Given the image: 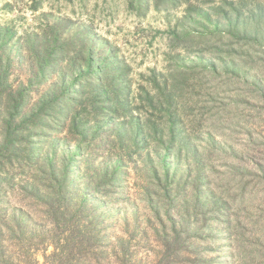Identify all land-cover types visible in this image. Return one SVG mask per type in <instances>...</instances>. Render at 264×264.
I'll return each mask as SVG.
<instances>
[{
  "label": "trees",
  "instance_id": "16d2710c",
  "mask_svg": "<svg viewBox=\"0 0 264 264\" xmlns=\"http://www.w3.org/2000/svg\"><path fill=\"white\" fill-rule=\"evenodd\" d=\"M128 4L141 16L186 5L166 71L135 89L90 33L19 36L0 21V264H41L39 253L45 264H143L147 229L160 262L217 264L219 243L231 264H264V239H239L264 212V0ZM18 60L30 75L15 83ZM108 130L94 165L82 150Z\"/></svg>",
  "mask_w": 264,
  "mask_h": 264
},
{
  "label": "rangeland",
  "instance_id": "374dc122",
  "mask_svg": "<svg viewBox=\"0 0 264 264\" xmlns=\"http://www.w3.org/2000/svg\"><path fill=\"white\" fill-rule=\"evenodd\" d=\"M31 3L32 0H0V21L13 26L19 36L29 32L46 31L51 25L63 36H71L76 32L90 33V39L97 42L99 47H111L118 57L128 64L133 89L141 83H147L153 72L160 74L166 71L175 51L173 33L186 8V5L182 4L174 9L159 11L152 5L148 13L141 16L129 8L128 0H41L38 11L30 8ZM29 75L28 63L18 60L13 68V81L24 82ZM262 128L264 129V123ZM109 133V130L104 131L102 136L92 139L89 145L84 146V159L94 165L107 159L109 149L106 140L109 139ZM101 137H104V140ZM74 143L72 142L73 145ZM126 167L129 173L123 182L124 192L125 196L132 200L136 196V177L132 164ZM16 195L18 194L15 191L10 195L12 202L21 200ZM126 216L132 217L130 207ZM254 221L256 228L255 232L251 233L253 235L247 231L246 235L239 239H264V212L254 214ZM118 229L117 225L116 231ZM150 233L151 229H147V238L137 244L138 261L143 264H150L152 260L153 263L157 261L154 264H168L167 260L160 262L163 257L161 239H152ZM135 243L137 241H133V244ZM209 247L212 250L208 251V257L215 259L217 264H231V251L226 244L215 243ZM53 249L54 247H50L47 253ZM38 255L40 263L45 264L42 253Z\"/></svg>",
  "mask_w": 264,
  "mask_h": 264
}]
</instances>
